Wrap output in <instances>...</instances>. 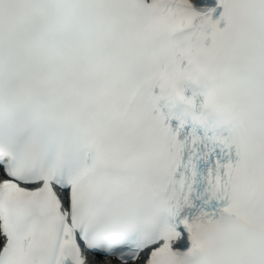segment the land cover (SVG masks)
<instances>
[{
	"label": "snow or ice",
	"instance_id": "6c2138e0",
	"mask_svg": "<svg viewBox=\"0 0 264 264\" xmlns=\"http://www.w3.org/2000/svg\"><path fill=\"white\" fill-rule=\"evenodd\" d=\"M0 264H264V0H0Z\"/></svg>",
	"mask_w": 264,
	"mask_h": 264
}]
</instances>
